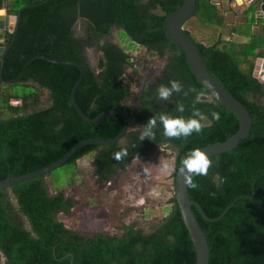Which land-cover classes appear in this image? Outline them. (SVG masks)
Returning a JSON list of instances; mask_svg holds the SVG:
<instances>
[{
    "label": "trees",
    "instance_id": "16d2710c",
    "mask_svg": "<svg viewBox=\"0 0 264 264\" xmlns=\"http://www.w3.org/2000/svg\"><path fill=\"white\" fill-rule=\"evenodd\" d=\"M233 1L220 0L229 4ZM181 3L182 0H0V10L8 18H14L12 31L4 33L8 40L4 51L17 25L1 67L0 181L41 169L82 141L114 138L123 125L122 118L116 115L96 124L85 122L70 99L79 77L78 69L37 59L40 57L70 61L81 67L82 80L75 100L84 115L92 119L104 111L119 110L128 120L120 141L84 146L47 175L64 167H75L80 158L95 153L93 176L104 183L132 160L159 146H167L175 154L174 186L176 170L190 150L222 142L233 135L238 128L236 117L198 84L182 51L164 33L147 32L138 41L129 37L137 38L160 28L165 17ZM255 9L249 7L244 12V21L227 28L214 1L196 0L194 25L184 30L208 72L252 118L245 140L230 151L208 157L211 165L207 173L190 177L197 187L193 189L189 183L187 186L190 200L211 219L236 200L215 222L204 220L192 208L208 243V264H264V83L253 77L256 59L264 58V28L252 25L258 22ZM79 23L85 27L80 38L73 31ZM114 27L165 59L151 91L142 89L134 106L126 105L133 92L132 81L124 73L130 68L138 75L135 63L114 44L100 43ZM206 30H223L229 39L217 32L203 43L193 35ZM87 47L100 53L95 71L87 65L84 56ZM30 60L33 61L21 77L12 82ZM170 80L180 81L188 95L174 93L168 100L159 99L156 88L168 85ZM43 90L47 92L48 104L40 107ZM177 102L184 105L182 113L175 111ZM193 108H198L209 120L212 111L218 112L220 118L211 124L204 123L199 134L193 133L186 139L164 137L157 121L151 140H141L142 126L153 115L168 113L187 118ZM121 149L126 154L117 160L113 154ZM43 178L0 189V264H195L194 248L174 193L168 200V214L148 232L134 225H122L119 234L83 235L57 220V214L69 213L72 201L62 193L50 195Z\"/></svg>",
    "mask_w": 264,
    "mask_h": 264
},
{
    "label": "rangeland",
    "instance_id": "374dc122",
    "mask_svg": "<svg viewBox=\"0 0 264 264\" xmlns=\"http://www.w3.org/2000/svg\"><path fill=\"white\" fill-rule=\"evenodd\" d=\"M227 28L236 22H241V6L236 2L232 6H220ZM2 15L5 14L2 10ZM262 22V19H258ZM14 18H9V30L12 31ZM194 25L191 18L183 29L190 30ZM85 27L79 23L74 27V35L83 37ZM218 33L228 40L225 31L206 30L194 32L199 41L206 43L209 38ZM111 43L131 57V61L139 69L138 75L131 69L125 70V77L132 81L133 97L126 105L137 104L136 96L142 89L151 91L162 70L165 59L159 58L144 47L133 42L122 30L114 27L108 37H103L100 43ZM100 55L94 47H87L84 56L90 70L95 71L97 57ZM47 92L40 91L39 106H46ZM174 152L167 146H159L148 151L143 157L136 158L123 169L116 171L108 182L99 183L93 176L92 161L95 153L80 158L75 167H64L45 175L43 181L50 195L62 193L70 198L72 208L64 215L56 218L63 225L79 234L91 235L104 233L119 234L122 225H134L144 232L154 227L170 209L168 200L174 193L172 172L174 169ZM165 165L167 168L165 169Z\"/></svg>",
    "mask_w": 264,
    "mask_h": 264
},
{
    "label": "water",
    "instance_id": "95a60500",
    "mask_svg": "<svg viewBox=\"0 0 264 264\" xmlns=\"http://www.w3.org/2000/svg\"><path fill=\"white\" fill-rule=\"evenodd\" d=\"M254 1L259 2L258 10L255 12L256 17L264 18V0H246L244 1L245 8L251 7ZM235 2L238 5L243 4V0H235ZM195 7H196V0H182L181 6L165 17L162 26L160 28L146 31L137 38L133 36H129V37L134 41H138L147 32L160 31L164 33L167 40L177 49L182 51L186 61V65L190 70V72L192 73V75L194 76V78L196 79V81L198 82V84H200L207 91V93L210 95L212 99H214L222 107L230 111L236 117L238 121V128L233 135H231L222 142L214 143L199 149L205 152L208 157H211L224 153L226 151H230L236 148L240 143H242L250 132L252 118L249 112L247 111V109L239 101H237L214 76H212L208 72L203 62L202 56L198 52L194 42L185 34L183 30V25L193 17L195 12ZM0 12H2V10H0ZM18 19H19V13L16 17V21H18ZM8 30H9V18L7 15L5 14L2 15V13H0V56H1L0 79H1V67L3 63V58L9 46H11L14 40L17 30V25L15 26L11 42L5 48L4 51L3 50L4 46L8 42V40L4 38V33ZM124 31L128 34L127 30L124 29ZM37 59H45L46 61L52 64L70 65L78 69L79 77L71 89L70 99L74 110L85 122L89 124H96L107 117L116 115L122 118L123 125L118 135H116L114 138L90 139L77 143L63 157L41 169H38L36 171L30 172L25 175L11 177L3 181H0V189L9 188L10 186L20 182H24L40 176H45L47 173L65 164L78 149L89 145L113 144L115 142L120 141L127 130L128 120L126 115L122 111L107 110L98 114L96 117L92 119L84 115V113L81 111L75 100L76 90L82 80V69L78 64L70 61L49 60L43 57ZM257 60L256 62H259V60L258 61ZM32 61L33 60H30L24 65V67L21 70V73L15 79H13L12 82L16 81L18 78L21 77L27 65ZM260 64L261 66H264V58L260 60ZM259 82L264 83V75L262 73H260ZM180 168H181V163L178 166L174 176V198L179 208L182 221L186 227V230L189 234V237L191 239L194 248L195 264H208L209 263L208 243L203 233V230L201 229L194 215L192 208L193 207L196 208L204 220L209 222H215L221 219L226 214V212L233 206L236 200H234L231 204H229L223 210V212L216 218H212V219L208 218L204 214L201 207L196 202L190 200L187 191L190 174L182 173L180 171ZM67 256L70 257L71 255L68 254Z\"/></svg>",
    "mask_w": 264,
    "mask_h": 264
},
{
    "label": "clouds",
    "instance_id": "9594fccd",
    "mask_svg": "<svg viewBox=\"0 0 264 264\" xmlns=\"http://www.w3.org/2000/svg\"><path fill=\"white\" fill-rule=\"evenodd\" d=\"M174 93L180 95H188L184 90L183 84L178 80H170L168 85L161 84L156 88V95L161 100H168ZM201 94L196 95V100H200ZM175 111L182 113L184 111V105L177 102L175 105ZM211 120L202 113L198 108H193L192 113L189 117L184 116H172L168 113H160L158 115H153L148 121L142 126V131L140 133L141 140L144 138H151L154 136V129L156 127L157 121L162 127V135L167 138H188L193 133L199 134L204 126V123L211 124L212 121L218 120L220 118L219 113L212 111L210 113ZM125 150L114 153V158L119 160L123 155H125ZM211 165L207 154L199 149H192L190 152L181 160L180 171L182 173L190 174V177L203 176L207 173L208 168ZM165 169L167 165L164 166ZM189 187L195 189L197 184L191 178L188 180ZM220 183H223V178L220 179ZM214 195V193H210Z\"/></svg>",
    "mask_w": 264,
    "mask_h": 264
},
{
    "label": "flooded vegetation",
    "instance_id": "af4514ba",
    "mask_svg": "<svg viewBox=\"0 0 264 264\" xmlns=\"http://www.w3.org/2000/svg\"><path fill=\"white\" fill-rule=\"evenodd\" d=\"M258 5H259V2H258V1H254V3L251 5L252 8H253V7L256 8V9H255V12L258 10ZM247 9H249V8H244L243 10H241V13H242V14H241L242 21H244V20H243V19H244V12H245ZM255 12H254V13H255ZM257 18H258V17H257ZM258 19H262L263 21H262V22H259V21H258V22H253L252 25H253L254 27H260V26H261V27L264 28V18H258ZM184 25H185V24H184ZM184 25H183V26H184ZM183 30H186V29H183ZM228 39H229V38H228ZM256 60H257V59H256ZM255 65H256V61H255V63H254V68H255ZM135 68L137 69L138 73H140V72H139V69H138L136 66H135ZM254 68H253V70H254ZM139 93H140V92H139Z\"/></svg>",
    "mask_w": 264,
    "mask_h": 264
},
{
    "label": "built area",
    "instance_id": "2783aa9c",
    "mask_svg": "<svg viewBox=\"0 0 264 264\" xmlns=\"http://www.w3.org/2000/svg\"><path fill=\"white\" fill-rule=\"evenodd\" d=\"M258 60L259 62H256L255 68L253 70V77L259 81L260 73L264 75V66H261L260 64L261 58H259Z\"/></svg>",
    "mask_w": 264,
    "mask_h": 264
},
{
    "label": "crops",
    "instance_id": "0c3cea01",
    "mask_svg": "<svg viewBox=\"0 0 264 264\" xmlns=\"http://www.w3.org/2000/svg\"><path fill=\"white\" fill-rule=\"evenodd\" d=\"M212 1H214V2L216 3L218 9H219L220 6H223V5H225V4L229 5V3H227V2H220V0H212ZM244 1H246V0H243V4L240 5V6H241V10H243V9L245 8ZM232 3H235V0H234L233 2L230 3L231 6H232ZM241 22H242V21H241ZM241 22H240V23H241ZM133 41H134V40H133Z\"/></svg>",
    "mask_w": 264,
    "mask_h": 264
},
{
    "label": "bare ground",
    "instance_id": "6f19581e",
    "mask_svg": "<svg viewBox=\"0 0 264 264\" xmlns=\"http://www.w3.org/2000/svg\"><path fill=\"white\" fill-rule=\"evenodd\" d=\"M1 13V12H0Z\"/></svg>",
    "mask_w": 264,
    "mask_h": 264
}]
</instances>
